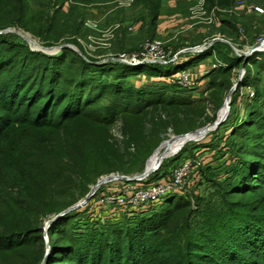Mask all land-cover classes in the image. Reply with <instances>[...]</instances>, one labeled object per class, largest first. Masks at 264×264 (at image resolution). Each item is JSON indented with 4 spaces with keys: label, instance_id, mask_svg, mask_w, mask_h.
<instances>
[{
    "label": "trees",
    "instance_id": "trees-1",
    "mask_svg": "<svg viewBox=\"0 0 264 264\" xmlns=\"http://www.w3.org/2000/svg\"><path fill=\"white\" fill-rule=\"evenodd\" d=\"M35 1L0 0V29H22L44 46L71 43L81 54L67 46L48 54L31 49L15 32L0 33V264H264V58L253 60L258 55L253 52L244 60L214 41L201 52L179 54L187 57L165 70H160L163 63L98 62L96 56L106 52L139 50V40L158 37L164 7L173 14L192 2L171 8L165 0ZM233 2L205 0V9L208 14ZM93 9L104 15L97 28L86 22ZM132 21L138 36L129 34ZM218 22L221 35L238 32V21ZM107 27L109 46L93 44L91 51L81 44L80 39L89 43L88 36ZM208 57L225 63L207 72L209 89L229 88L231 71L242 64L244 75L230 105L241 85H253L254 93L242 115L230 108L216 128L231 122L226 142H201L204 150L217 147L232 156L221 165L203 162L197 168L195 182L207 183L205 191L193 187L141 211L104 218L89 212L88 199L43 231L46 219L83 197L101 175L141 172L173 118L189 113L190 128L211 121H200L202 100L167 95L156 84ZM133 76L137 80L130 82ZM116 123L121 140L112 134ZM171 163L163 161L136 182L168 176Z\"/></svg>",
    "mask_w": 264,
    "mask_h": 264
},
{
    "label": "rangeland",
    "instance_id": "rangeland-1",
    "mask_svg": "<svg viewBox=\"0 0 264 264\" xmlns=\"http://www.w3.org/2000/svg\"><path fill=\"white\" fill-rule=\"evenodd\" d=\"M187 1H189V0H187ZM30 2L32 5H34L36 1L30 0ZM167 2H169V1L165 0L164 3L166 4ZM123 4L126 8H128V2H123ZM193 4H194L193 2L191 4L189 3V5L186 4L188 6H186V8L182 11V15H184V16L181 18V20L180 19L177 20L176 25L171 27V29L168 33H165V35H163V36L158 35V37L155 38V39H158L161 41L162 47L167 54H171L170 50L171 51H175V50L177 51L179 49H184L186 47H189L186 45L200 41V39H202L203 37H207V38H204L202 40L205 42L211 40L214 37H218V38L224 39V40L229 42V44H228L225 41L216 40V41H220L223 44L225 43L226 45H228L230 48L229 49L230 51H228V53H230V54L234 53L237 55L236 52H238L239 56L242 55L244 57V60H246L248 57L252 56L253 52H258V55L256 54L255 56L252 57L253 60L258 59V58H260V59L264 58V50L249 51V49L255 45H257L261 49H264V25L260 24L261 20L263 18V15H264V2L262 4L261 3L257 4L255 2L254 3L253 2H247L246 0H234L233 5L229 6L230 8L229 7H227V8L226 7L225 8H219L218 7L217 8L215 6L212 8L213 10L212 9L209 10L208 14H204V15L193 14L195 16H191L192 14H191L189 8ZM163 9H164V11L162 12V14H160V18L164 20V19L168 18L171 13H169L170 9H167V7L166 8L164 7ZM207 15L211 16V18H212L211 22H208V20H205L203 18ZM86 18H87L86 22H87L88 27L97 28L103 22L104 15L102 16L97 9H93L89 13L86 14ZM218 18H224L226 20L234 19V20L238 21V24H237V31L238 32L233 33L232 36L221 35L218 32V29L221 27L220 23L218 22ZM136 24H137V22L132 21V22H130L129 26L136 25ZM137 27H135L136 30L133 29L134 31L132 30L131 33H129V34L133 35V36H138L137 35V30H138ZM13 28L17 32H20V33L26 35L27 37L31 38L32 40H35L37 43L41 44V42H39L36 38H34L29 32L24 31V30L19 29V28H16V27H13ZM196 28L198 31L196 30ZM226 30L231 31V29L228 26H226ZM192 31H197L198 34L200 32V34L198 35L197 32L194 33ZM99 32H101V34L98 36H92V35L88 36V40H90L89 43H85L86 42L85 40L80 39L81 44H83V46L85 48H87L88 50H91V51H93L96 48L93 44H97V45L99 44V46L102 48H104V46H106V47L109 46L108 44H106L104 42L108 37L111 36V33H110L111 30H109V28L107 27L106 29L99 30ZM182 32L189 35V38L181 39V36L179 34H181ZM209 33H212V34H209ZM211 35H212V38L211 37L208 38V36H211ZM201 36H202V38H201ZM145 40H148V39L145 38V39L139 40V42L137 43L139 46V49L141 48V46ZM28 45L30 47L29 43H28ZM171 45H173V47ZM196 45H198V44H196ZM78 51L81 54V51L79 49H78ZM188 52H190V51H188ZM114 57L115 56H113V54H110V52H106L104 55L96 56V58L99 59L98 62H103V61H107V60L119 61V60L114 59ZM169 57H170V55H169ZM202 59H203V61H201L203 64L202 67H199L197 69V66L194 65L195 67L192 66L191 67L192 69H188V68L185 69V70H189L188 72L193 75V79H192L191 83L185 84L186 80H185L184 76L180 75L181 78L179 80H177L176 82H168V81L158 80L156 84H157V86H162L164 88V90L166 91L167 95H173V96L184 97V98H191L194 100H199V99L202 100V104L205 106V109L203 111L204 112L203 115L205 116V118L204 119L200 118V121L204 122L205 119L211 120V121L203 123V124L198 125L196 127L190 128L191 116L189 115V113L186 115L185 114L184 115H178L177 117H175L178 119L173 118L172 121H174V123H169L167 125V127L165 129V133L163 135V138L159 142L160 145H162L163 143H164V145L161 148L159 147L160 148L159 149V148H157L159 145L158 144L152 150V152L154 154L159 149L155 158L159 155L168 154L172 150V148H174L173 142H169V141H174L175 139L177 140V139L181 138L180 137L181 135L188 133V132H190V131L198 128V127L212 124L217 119L218 116L220 117L225 113L226 106H228L227 114L229 113L230 108H232L231 110H232L233 114H236V116L242 115L249 98H251L253 96V93H254L253 85H251V84L241 85L237 91V94L235 95L233 105L232 106L230 105L231 94L235 91L236 88L232 92L229 93L228 103L227 104L224 103L225 96L228 93L229 89L233 86V84L236 82V80L239 79V81H240L242 79V77L244 75V67L241 64L231 71L232 83L229 86V88L227 87L226 89H224V88L216 86L212 89H209V87H208L209 86V80L212 78V75H208L207 72L214 67L225 66V63L222 61L221 62L217 61L214 57H208L207 59H204V58H202ZM180 62H181V58L179 57V58H177L176 63H180ZM171 63H174V62L168 61L166 64L163 63V65H160V70H165V69L170 68L171 66L169 64H171ZM142 68L144 71H146L147 65L143 66ZM180 72H182V71H180ZM194 74H197L198 76L196 77ZM139 76H141V75H139ZM219 78H221V77H219ZM148 79L149 78H147V80ZM136 80H137V78L135 76L130 78V82H134ZM138 80H141V79L138 78ZM149 80H151V79H149ZM148 82H150V81H148ZM194 108L195 107H193L190 110H193ZM167 113H169L170 117H172V113H170L169 111ZM227 114H226V116H227ZM161 115L163 118H167V116L165 115V112L161 113ZM226 116H225V118H226ZM225 118L223 119V121L225 120ZM230 126H231V122L228 121L226 123V125L218 128V130L216 129L217 128L216 127L214 129H209V130L203 131L202 133H199L194 138H192L191 140H189L185 144H183L182 147L185 146L184 147V150L186 149L185 152L183 151V149L181 147L172 155L165 157V158H162L160 164L155 167V170L160 168L163 161L169 160L170 163L172 162L171 166H175L180 160H182V159L186 160L187 158H190L193 161V163L196 164V167L193 169V171H191L193 173L189 177L185 178L183 186L181 188H179V192H177V193L189 194L191 189H193V187L202 193L203 191H205L207 183H204L203 181L202 182L201 181L195 182V180L198 178L197 173H196L197 168L203 162H210L209 164H211L212 166L221 165L223 160H225L227 158L231 159L232 156L229 152H225L224 150L222 152L217 147L213 151L204 150L201 148V146H202V144H205V143H201V142H206V141L208 142L211 138L213 140V143H215L217 145L222 144V142H224V141L226 142L228 140L227 136H228V133L230 132V130H229ZM215 130H217V131H215ZM177 131H180V133L176 134ZM210 132H215V134L212 136H209L208 134ZM112 134L117 140L122 139L121 133L119 131V123H116L113 126ZM151 153L148 155L149 159L153 155ZM180 155H182V157H181L182 159H180V158H179V160L176 159V157L180 156ZM160 170H163V168H161ZM137 173H139V172H135L132 175H125V174L113 172V173L101 175L97 180H99L102 177L105 178V177L110 176V175H113V176L114 175L134 176ZM146 183H149V182H146ZM92 185H94V184H92ZM92 185H90L89 190H90ZM127 187L128 186L126 185V180L119 178V177H112L111 179H108L105 182L101 183L93 191L92 196L89 198L91 201V209L89 210V212L93 211L102 218L106 217L107 215L113 216L114 214H118L120 212V209H117L114 213H111L115 209H112V207L110 209H107L104 204L103 205L100 204V201L94 202L93 196L94 195L99 196L101 193H102L101 195H103V196H113L115 194L116 195H120V194L125 195V193L126 194L128 193V191H126ZM89 190L87 191V193L89 192ZM174 194H176V193H174ZM174 194L166 195L157 204L162 203L165 199H169V197L174 195ZM83 197L79 198L78 200L82 199ZM155 204H156V202H155ZM84 205H86V204H84ZM150 206H151V204H150ZM82 207H79V209ZM146 208H147V206H146ZM143 209H145V207L141 208V209H133V210L134 211L135 210L141 211ZM131 210L132 209H128L127 211L130 212ZM109 211H111L110 214H108ZM132 215H134V214H132ZM44 222H43V224H44ZM42 229H43V226H42Z\"/></svg>",
    "mask_w": 264,
    "mask_h": 264
},
{
    "label": "built area",
    "instance_id": "built-area-1",
    "mask_svg": "<svg viewBox=\"0 0 264 264\" xmlns=\"http://www.w3.org/2000/svg\"><path fill=\"white\" fill-rule=\"evenodd\" d=\"M171 1H182V0H168ZM194 4L190 6L191 16L193 14H207L205 9V0H189ZM208 22L212 21L210 15L203 17ZM136 25L128 26V30L135 29ZM185 49V48H184ZM184 49H179L177 51L167 54L158 39H148L145 40L141 48L137 51L131 53H119L114 59L122 61L130 65H139L144 61L154 60L160 63H167L168 61L176 62L178 55L183 52ZM170 55V57H169ZM189 70H182V72L176 73L164 77V80L168 82H176L183 75L186 82L185 84L191 83L193 75L188 72ZM196 164L190 158L186 160H180L175 166L170 169L168 176L161 177L158 180H154L149 183H139L138 180H126V191L128 193L125 195H113V196H93V200L100 201V204H104L107 209H115L112 211L114 213L117 209L120 211H125L128 209H141L146 208V206L156 205L168 194H174L179 192V188L183 186L186 177H189L193 172ZM95 197V198H94ZM156 202V204H155ZM154 203V204H153ZM111 212V211H109Z\"/></svg>",
    "mask_w": 264,
    "mask_h": 264
},
{
    "label": "water",
    "instance_id": "water-1",
    "mask_svg": "<svg viewBox=\"0 0 264 264\" xmlns=\"http://www.w3.org/2000/svg\"><path fill=\"white\" fill-rule=\"evenodd\" d=\"M3 32H15V33L19 34L20 36H22L23 38H25V40L30 44L31 49H33V50H39V51H42V52H45V53H48V54H54V53L58 52L62 47L67 46V47L73 49L74 51H76L77 53L80 54V52L78 51V49L73 44H71V43H62V44H59V45L44 46L42 44L37 43L35 40L30 39L26 35H24V34H22L20 32H17L13 27H6L4 29H0V33H3ZM216 40H222V41H225L226 43L229 44V42L226 41V40H224V39H221V38H218V37H214V38H212L209 41L203 42L202 44H198V45L186 47L183 50V52H186V51H190V52H200V51L204 50L205 48H207L208 46H210ZM254 50H264V49L259 48L257 45H255V46H253V47H251L249 49V51H254ZM236 53H237V55H239L238 52H236ZM120 62H122V61H120ZM143 63H160V62L154 61V60H148V61L146 60V61L142 62L141 64H143ZM238 81H239V79L236 80V82L233 84V86L229 89L228 93L225 96L224 103H226V104L228 103L229 93L232 92L236 88V86L238 84ZM227 111H228V106H226L225 113L222 116H220V117L218 116L217 119L212 124L198 127L196 129L188 132V133H185V134L181 135L180 137L184 138V140H183L182 144L180 145V147L178 149H180L183 146V144H185L187 141H189L192 138H194L199 133H202L203 131H206V130H209V129L216 128L223 121V119L225 118V116L227 114ZM159 146H160V144L158 145V147ZM168 156H170V155H165L163 157H160L156 161L155 166L158 164V162L162 158H165V157H168ZM147 159H148V157H147ZM147 159L145 160V164H144L143 170L141 172L137 173L134 176H124V175H114L113 176V175H110V176H107L105 178L102 177L99 180H97L94 183V185L91 186L89 192L82 199L78 200L77 202H75V203L71 204L70 206H68L67 208L61 210L60 212H58L57 214H55L51 218L47 219L44 222V224H43V230H45L47 228L48 224L51 221H53L56 217H58V216H60V215H62L64 213H66V212H69V211H72V210L77 209L79 207H82L84 204H86L87 201H88V199L92 196L93 191L101 183L105 182L106 180L111 179L112 177H119V178H122L124 180H139V179L143 178L145 175H147L155 167L154 164L152 166L148 167L146 165Z\"/></svg>",
    "mask_w": 264,
    "mask_h": 264
},
{
    "label": "crops",
    "instance_id": "crops-1",
    "mask_svg": "<svg viewBox=\"0 0 264 264\" xmlns=\"http://www.w3.org/2000/svg\"><path fill=\"white\" fill-rule=\"evenodd\" d=\"M183 3V0L182 1H171V2H167L166 4H167V6H169V7H171V8H174V7H177L179 4H182ZM184 15H182V12H180V11H177V12H175V13H173V14H170L169 15V17L168 18H166V19H161V18H159V20H158V26H157V34L158 35H161V36H163V35H165V33H168L169 31H170V29H171V27H173V26H175L176 25V23H177V20H181V18L183 17ZM138 25L136 24V27H137ZM196 30H197V28H196ZM198 31V30H197ZM197 31H192V32H194V33H196ZM197 34H198V32H197ZM199 34H200V32H199ZM198 34V35H199ZM180 36H181V39H184V38H189V35H187L186 33H184V32H182L181 34H179ZM179 36V37H180ZM178 37V38H179ZM205 38V37H204ZM203 38V39H204ZM203 42H205V41H203ZM172 47H173V45H171ZM194 46V45H193ZM169 48V47H168ZM170 52H174V51H171L170 50ZM186 52H188V51H186ZM201 52V51H200ZM182 53H184V52H182ZM182 53H180V54H182ZM192 53V52H191ZM186 55V54H185ZM185 55H183V56H181V58L182 59H184V58H186L187 56H185ZM197 66V69L199 68V67H202L203 66V64H199V65H196ZM205 66V65H204ZM192 67V66H191ZM191 67H189L188 69H192ZM195 67V66H194ZM196 77L198 76L197 74H194Z\"/></svg>",
    "mask_w": 264,
    "mask_h": 264
},
{
    "label": "bare ground",
    "instance_id": "bare-ground-1",
    "mask_svg": "<svg viewBox=\"0 0 264 264\" xmlns=\"http://www.w3.org/2000/svg\"><path fill=\"white\" fill-rule=\"evenodd\" d=\"M31 39V38H30ZM183 140H184V138H179V139H175L174 141H169V142H173V144H174V148H172V150L168 153V154H166V155H171V154H173V153H175L177 150H178V148L180 147V145L182 144V142H183ZM164 145V143L162 144V145H160L159 147L161 148L162 146ZM158 147V148H159ZM159 148V149H160ZM158 149V150H159ZM158 150H157V152H158ZM157 152H155L152 156H151V158L149 159H147V162H146V165L148 166V167H150V166H152L153 164H154V166H155V163H156V161L160 158V157H163V156H165V155H159V156H157L156 158H155V156H156V154H157ZM155 158V159H154Z\"/></svg>",
    "mask_w": 264,
    "mask_h": 264
}]
</instances>
